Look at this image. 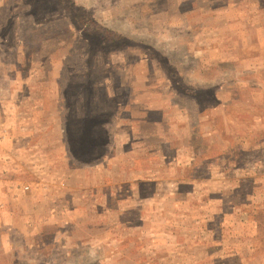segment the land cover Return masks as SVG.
Masks as SVG:
<instances>
[{
	"label": "rangeland",
	"instance_id": "rangeland-1",
	"mask_svg": "<svg viewBox=\"0 0 264 264\" xmlns=\"http://www.w3.org/2000/svg\"><path fill=\"white\" fill-rule=\"evenodd\" d=\"M0 264H264V0H0Z\"/></svg>",
	"mask_w": 264,
	"mask_h": 264
}]
</instances>
